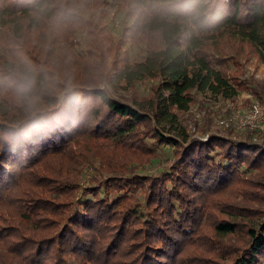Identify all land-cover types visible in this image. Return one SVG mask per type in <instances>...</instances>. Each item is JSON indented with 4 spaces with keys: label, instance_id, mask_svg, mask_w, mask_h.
I'll list each match as a JSON object with an SVG mask.
<instances>
[{
    "label": "trees",
    "instance_id": "16d2710c",
    "mask_svg": "<svg viewBox=\"0 0 264 264\" xmlns=\"http://www.w3.org/2000/svg\"><path fill=\"white\" fill-rule=\"evenodd\" d=\"M88 4L95 9L121 4L136 12L132 24L136 34L158 36L157 47L147 48L140 60L123 62L111 73L113 84L123 82L126 87L151 81V94L130 105L105 88L80 81L66 86L64 79L77 81L80 75L77 61L67 56L55 60L48 78L38 54L48 45L53 57L58 40L67 41L74 33L60 26L62 8L56 0H0V30L12 27L8 29L14 43L40 29L55 33H50L48 44L37 40L36 53L25 41L15 47L8 43L4 50L14 60L22 58L14 54L15 48L26 47L23 59L35 66L41 84L51 79L58 84L57 89H38L37 116L23 111L14 122L0 120V214H4L0 217L16 213L23 221L16 234L19 241L7 251L18 264H45L38 263L42 248L47 254L53 250V264H264L260 193L264 189L259 187L253 195L262 204L259 208L241 209L225 200L232 198L229 189L239 185L240 194L250 195L247 188L254 175L262 186L264 145L251 137L191 138L178 116L189 109L195 93L231 100L244 88L227 73L228 58L233 57L225 55L223 39L246 43L264 63V0H88ZM5 62L9 66L10 61ZM236 65L234 61L232 66ZM82 137L111 140L113 150L136 154L139 165L153 159V145L172 146L174 159L159 174L127 175L119 169L114 171L117 177L79 191L74 185L75 189L54 193L40 188L46 176L24 175L40 160L50 158L56 164L72 160L67 152L81 146ZM18 169L24 170L15 175ZM245 174L250 175L249 183ZM7 183L11 185L4 186ZM64 186L66 182L57 189L64 191ZM11 189L18 190L22 215L12 207ZM235 236L237 242L243 240L241 247L231 242Z\"/></svg>",
    "mask_w": 264,
    "mask_h": 264
},
{
    "label": "rangeland",
    "instance_id": "374dc122",
    "mask_svg": "<svg viewBox=\"0 0 264 264\" xmlns=\"http://www.w3.org/2000/svg\"><path fill=\"white\" fill-rule=\"evenodd\" d=\"M108 8L103 5L95 9L87 2L85 10L80 14H68L62 10L61 15L57 17L58 20L62 21L60 26H65L67 29L72 28L74 33L69 35L70 37L67 41H64L65 39L58 40L53 57L49 55L48 45L44 47V52L37 56L41 64L40 69L47 73L48 78H52L51 70L55 66V60L59 56H67L69 59L77 61L76 66L80 70L77 81L69 78L71 81L70 86H76L79 83L78 81H80L88 87L105 88L116 99L133 105L134 99L139 100L150 96L152 82L146 80L138 82L131 87H126L123 82L113 84L111 73L114 68L121 67L123 62L140 60L147 48L157 47L160 41L157 35H152L149 38L133 31L132 24L136 17V12L133 13V11L127 10L121 4L117 8ZM67 22L72 23V25L68 26ZM8 28L11 29L12 27L0 30V75H7L6 67L8 68L9 66H5L7 64L4 63H6V60L11 61V56L4 50L5 45L7 46L9 43L12 47H15V44L18 45L21 41H25L26 47L31 48L37 46V40H40L43 44H48L47 38L51 39L53 37L50 33L55 34L48 29H40L32 31L29 38H21V41L14 43L13 36ZM127 31H130V34H127ZM124 33L126 34L124 35ZM221 46L226 51L225 55L227 57H233L228 58L227 73L230 76L237 77L243 83L244 88L231 100L204 94H193V102L189 109L178 113L181 127L189 137L194 139L205 140L204 138L208 134L221 136L233 141L246 140L251 137V141L264 145V121L262 125L253 130H241L237 124V117H240L250 108L252 100H258L264 106V63L257 58L252 48L246 43L223 39ZM26 47L17 46L14 54L26 58V50L24 49ZM36 51L37 48L34 49L33 53H36ZM234 61L238 63V66H232ZM64 80L66 82L69 81L67 79ZM48 83L57 89L58 84L54 80L51 79ZM23 111L19 110L18 106L9 99H0V120L14 122L17 117L21 116ZM220 120H224L228 125H220ZM170 135L175 138L178 137L175 133ZM82 139L81 146L73 147L71 151L67 152V156L71 155L72 160L58 161L57 164L55 161L49 160L50 158L45 161L40 160V163L34 167L25 170L18 169L15 175L20 174L23 170L24 175H29V173H35L39 176L44 175L46 176V182L43 180L40 188H51L54 193H60L76 187H78L77 191H79V189L82 190L84 187L88 188L97 185L99 181L113 179L118 176L114 171L119 169L127 171V175L128 173L138 176L159 174L166 167H169L174 159L172 155L174 148L172 146L165 144L160 146L153 145L151 146L153 159L150 163L139 165L137 163L139 160L135 157L136 154H132V151H129L130 154L125 155V151L119 147L113 150L114 147L111 144V140L101 137H96L95 139L82 137ZM149 141V139H146V143H150ZM127 160L128 162L126 163ZM62 170H65L66 174L61 175ZM243 176L248 177L249 183L250 175L245 174ZM251 179L254 181L252 180V185L249 183L247 194L250 195L248 196L240 194L241 189H243L242 185H239L236 190L229 189L232 198L230 196L225 197L229 205H238L240 208L248 206L253 209L262 206L261 203L257 202L258 199L254 200L253 195L257 193L259 187L264 189V183L262 186L257 184L259 179L257 175H254ZM64 182H66V186L63 187L65 188L64 191L58 190V185ZM7 184L4 186L11 185L10 183ZM27 187L30 190L36 189L31 186ZM12 192L13 201L15 202L12 207L17 208V211L22 215L25 210L22 207L23 203L18 200V190L11 189ZM77 193L78 195L80 194V192ZM260 193L264 195L263 192ZM212 199L214 201L217 197L215 196ZM56 200H61V198L59 197ZM246 201L253 202L247 203ZM209 213H211V210ZM2 215L4 214H0V216ZM16 216V213H13L10 216L0 217V264H18L14 254L7 251L8 249H13L11 247L19 241L16 234L17 231H20L23 221ZM211 217L213 219V215ZM27 225L29 226V224H25V226ZM236 238V236L235 238L232 237L231 242H237ZM242 243L243 240L241 242L238 241L236 244L241 247ZM47 250V248L40 249L43 256L38 258V263H54L53 258L55 255L53 250L50 249L48 254L45 253Z\"/></svg>",
    "mask_w": 264,
    "mask_h": 264
},
{
    "label": "clouds",
    "instance_id": "9594fccd",
    "mask_svg": "<svg viewBox=\"0 0 264 264\" xmlns=\"http://www.w3.org/2000/svg\"><path fill=\"white\" fill-rule=\"evenodd\" d=\"M88 0H56L63 11L68 14H80L85 10ZM71 81L66 82L70 87ZM42 85L34 65L23 58L10 61L7 75H0V99H9L26 113L37 116L41 112V95L38 89Z\"/></svg>",
    "mask_w": 264,
    "mask_h": 264
},
{
    "label": "built area",
    "instance_id": "2783aa9c",
    "mask_svg": "<svg viewBox=\"0 0 264 264\" xmlns=\"http://www.w3.org/2000/svg\"><path fill=\"white\" fill-rule=\"evenodd\" d=\"M237 121L241 130L258 128L264 121V106L258 100H252L250 108L240 117H237ZM219 124L228 125L224 120H220ZM206 138L207 136L204 139Z\"/></svg>",
    "mask_w": 264,
    "mask_h": 264
}]
</instances>
